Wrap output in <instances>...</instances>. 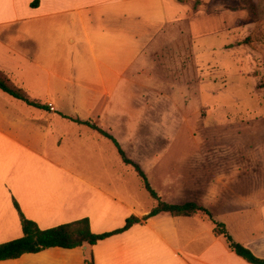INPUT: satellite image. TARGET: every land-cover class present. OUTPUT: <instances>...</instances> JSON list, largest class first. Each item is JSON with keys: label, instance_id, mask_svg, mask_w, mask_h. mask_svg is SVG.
Wrapping results in <instances>:
<instances>
[{"label": "crops", "instance_id": "0c3cea01", "mask_svg": "<svg viewBox=\"0 0 264 264\" xmlns=\"http://www.w3.org/2000/svg\"><path fill=\"white\" fill-rule=\"evenodd\" d=\"M34 1L0 0V72L41 104L0 89V244L23 235L15 199L42 229L89 218L92 231L104 233L132 215L141 221L95 245L51 247L0 264H252L228 247L217 223L264 258V198L235 186V175L221 171L220 161L169 155L172 172L177 162L190 164L174 179L162 174L165 154L147 143L133 156L122 147L163 201L193 202L211 213L163 211L144 219L157 200L113 154L110 139L74 120L115 138L113 126L137 135L158 99L175 98L154 76H189L187 53L210 14L180 0ZM135 177L152 203L142 199ZM253 210L261 218L255 226Z\"/></svg>", "mask_w": 264, "mask_h": 264}, {"label": "rangeland", "instance_id": "374dc122", "mask_svg": "<svg viewBox=\"0 0 264 264\" xmlns=\"http://www.w3.org/2000/svg\"><path fill=\"white\" fill-rule=\"evenodd\" d=\"M185 1L210 14L204 33L195 32L187 53L189 76L180 81L154 76L163 91L172 92L175 98L158 99L156 112L147 114V126H141L137 135H126L128 126H113V134L129 156L136 155L143 143L165 154L162 174L171 173L174 179L190 164L177 162V170L172 172L165 162L169 155L177 158L209 155L221 162V171L235 175V186L257 190V198L261 200L264 198V0H199L197 5V0ZM200 78H205V83ZM51 104L54 109L49 107L54 111ZM108 144L119 158L116 148L109 141ZM157 168L155 171L160 170ZM150 175L156 183L161 181L155 178L153 170ZM139 180L134 178V186H140L142 199L152 203ZM251 214L255 226L261 219L260 213L253 210Z\"/></svg>", "mask_w": 264, "mask_h": 264}, {"label": "trees", "instance_id": "16d2710c", "mask_svg": "<svg viewBox=\"0 0 264 264\" xmlns=\"http://www.w3.org/2000/svg\"><path fill=\"white\" fill-rule=\"evenodd\" d=\"M180 1L184 2L185 0ZM198 3L199 0H197L196 5ZM38 4L39 0H36L32 3L33 6H37ZM0 89L17 99L26 101L30 105L41 106L40 102L28 99L26 94L16 85H14L2 72H0ZM74 120L91 126L100 134L110 139L115 144L122 161L134 168L141 178L145 189L154 199L157 200V205L150 211L148 215L144 217V219H148L149 217L157 215L163 211L170 212L174 216H192L198 211H205L208 215L211 214L207 209L193 202L178 205L163 201L157 192L152 188L149 179L141 166L128 158L121 144L113 135L109 134L98 125L90 123L89 121H82L79 119ZM14 203L20 215L23 235L19 238L0 244V261L17 259L24 254L38 253L51 247L73 249L86 244L95 245L100 240L106 239L114 234L124 232L130 229L134 224L141 221L140 218L132 215L126 220V223L123 227L104 233L93 232L90 226L89 218H82L54 227L42 229L34 220L29 219L23 213L16 199L14 200ZM216 231L225 237L228 247L236 254L252 264H264V258L257 256L246 245L236 241L226 230V226L223 223H217Z\"/></svg>", "mask_w": 264, "mask_h": 264}, {"label": "built area", "instance_id": "2783aa9c", "mask_svg": "<svg viewBox=\"0 0 264 264\" xmlns=\"http://www.w3.org/2000/svg\"><path fill=\"white\" fill-rule=\"evenodd\" d=\"M49 105H50V107H51L52 109H54V107H53V105H52L51 103H50ZM51 108H50V109H51Z\"/></svg>", "mask_w": 264, "mask_h": 264}]
</instances>
